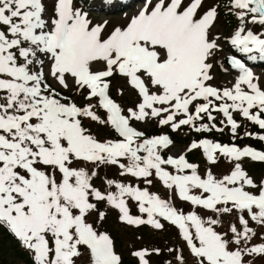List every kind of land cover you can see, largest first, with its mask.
<instances>
[{
  "label": "snow or ice",
  "instance_id": "snow-or-ice-1",
  "mask_svg": "<svg viewBox=\"0 0 264 264\" xmlns=\"http://www.w3.org/2000/svg\"><path fill=\"white\" fill-rule=\"evenodd\" d=\"M105 5L132 11L0 0V258L9 238L27 264H264V175L246 166L264 148L238 143L264 145V0ZM110 212L174 238L138 234L126 261Z\"/></svg>",
  "mask_w": 264,
  "mask_h": 264
},
{
  "label": "rangeland",
  "instance_id": "rangeland-1",
  "mask_svg": "<svg viewBox=\"0 0 264 264\" xmlns=\"http://www.w3.org/2000/svg\"><path fill=\"white\" fill-rule=\"evenodd\" d=\"M93 2L98 7L96 9V11L93 13L94 19H96V20L110 19L113 22H117V21H122L123 20L124 14H120L119 13L121 11H119V12H111V10L114 9V8H110L107 5H105L104 7H100V5L102 4V0H93ZM128 10L125 9L123 11L127 12ZM109 13H111L112 15H110ZM114 13H116V14H114ZM129 13L131 14V12H129ZM226 22H227V20L223 17V13H222V18H221L220 24L218 26L223 28L225 34L231 32V31L226 32V30H227V28H226L227 27V23ZM233 22H234V26H235V21L233 20ZM255 71L261 72V71H264V69L256 68ZM223 79H226V78H221V82L223 81ZM113 95L115 96V89H113ZM144 127H145V129L148 132H151L152 129L155 128L152 125H145ZM150 134H153V133H150ZM175 136L179 137V140H177L175 138ZM102 137H103V133H101V138ZM223 137L224 138L226 137L227 139H229L228 135H224ZM173 138L175 140H177V142H178L177 143V147H183L188 142L187 138H184L182 135L173 134ZM215 138L218 139L217 137H215ZM196 152L198 154L197 158H195L194 160H191L189 158V160L192 161V162H200L201 164H203L200 152H198V151H196ZM250 172L254 176H256L257 179H259L262 175H264L263 171H262V173H256L254 171H250ZM115 215L116 214L114 212H110L109 216H108V219L105 222L104 226H105V228H109L110 229L109 231L112 233L113 236H117L115 238L116 239V243H117V249L123 255H128L127 254V250H128L129 244L135 242L134 241V237L136 235H138V234H142L143 235V237H144L143 243H145V244L155 243V244H159L161 246H163V241H165V240L172 241L173 238H174L173 234L171 232L157 234V233H153L150 229H147V228H143L145 231H143V229H141L140 233H136L135 230L130 229V228H126L123 225L119 224L116 221V219H115ZM7 244H8V242H6V245ZM136 246H139V243H137ZM161 258L162 257L154 258V259L160 260Z\"/></svg>",
  "mask_w": 264,
  "mask_h": 264
},
{
  "label": "trees",
  "instance_id": "trees-1",
  "mask_svg": "<svg viewBox=\"0 0 264 264\" xmlns=\"http://www.w3.org/2000/svg\"><path fill=\"white\" fill-rule=\"evenodd\" d=\"M247 141H250L251 143H255L257 146L261 145L257 141H253V140H249V139ZM262 147H264V146H262ZM197 156H198L197 152H193V153L189 154V158L191 160H194L195 158H197ZM246 164H247L248 168L252 169L253 171H256L257 173H261L264 170V165L248 164V163H246ZM107 229L110 230L109 228H107ZM143 231H145V230L143 229ZM114 237L116 238L117 236H114ZM6 242H8L7 245H6ZM124 258L126 261H129V262L131 261V257L128 255H124ZM0 259H2L3 264H27L26 254H24L23 251L15 244V242L11 241L9 238L4 239L3 255H2V258H0ZM163 259H160V260H163Z\"/></svg>",
  "mask_w": 264,
  "mask_h": 264
}]
</instances>
